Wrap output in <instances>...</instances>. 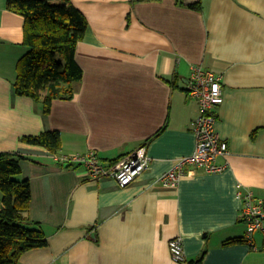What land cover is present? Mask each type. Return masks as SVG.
Segmentation results:
<instances>
[{"label":"crops","instance_id":"crops-1","mask_svg":"<svg viewBox=\"0 0 264 264\" xmlns=\"http://www.w3.org/2000/svg\"><path fill=\"white\" fill-rule=\"evenodd\" d=\"M71 1L88 21L76 50L83 79L44 114L41 102L15 92L25 19L0 0V153L28 157L27 214L47 240L18 264H264V235L247 237L240 196L264 198V0ZM197 64L222 75L216 129L229 147L218 159L226 166H187L166 185L160 177L195 149L199 104L187 85ZM47 130L61 133L56 154L95 151L105 162L145 143L149 168L124 188L90 178L22 141ZM175 237L186 261L171 258Z\"/></svg>","mask_w":264,"mask_h":264},{"label":"trees","instance_id":"trees-1","mask_svg":"<svg viewBox=\"0 0 264 264\" xmlns=\"http://www.w3.org/2000/svg\"><path fill=\"white\" fill-rule=\"evenodd\" d=\"M7 8L25 19L26 52L17 62L15 92L41 102L44 114H49L55 100L74 97L83 79L76 50L87 18L71 0H7ZM22 141L53 153L62 144L59 130L26 135ZM27 158L18 152L0 153V264H18L28 250L47 245L40 224L27 214L31 184L20 178ZM201 261L202 257L195 263Z\"/></svg>","mask_w":264,"mask_h":264},{"label":"built area","instance_id":"built-area-1","mask_svg":"<svg viewBox=\"0 0 264 264\" xmlns=\"http://www.w3.org/2000/svg\"><path fill=\"white\" fill-rule=\"evenodd\" d=\"M222 75L201 64L192 67L187 85V94L197 100L199 114L192 121L196 136L194 151L176 160L173 167L165 172L160 180L166 185L175 186L185 173L187 166H193L207 173L222 171L226 164H219L220 157L229 154L227 141L216 129L218 115L216 107L224 101ZM54 160L64 166H82L90 178L112 177L119 187H127L143 174L150 165L147 144H141L133 152L119 161L105 162L95 152L86 154H53ZM241 219L247 226V237L251 240L256 232L264 235V198L257 197L252 190L241 192ZM253 245L254 249H257ZM169 252L175 262L186 261V254L181 237L169 241Z\"/></svg>","mask_w":264,"mask_h":264},{"label":"clouds","instance_id":"clouds-1","mask_svg":"<svg viewBox=\"0 0 264 264\" xmlns=\"http://www.w3.org/2000/svg\"><path fill=\"white\" fill-rule=\"evenodd\" d=\"M57 153V152H56ZM54 154V153H53ZM67 167V166H66Z\"/></svg>","mask_w":264,"mask_h":264},{"label":"water","instance_id":"water-1","mask_svg":"<svg viewBox=\"0 0 264 264\" xmlns=\"http://www.w3.org/2000/svg\"><path fill=\"white\" fill-rule=\"evenodd\" d=\"M67 166V165H66Z\"/></svg>","mask_w":264,"mask_h":264}]
</instances>
